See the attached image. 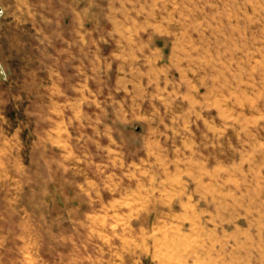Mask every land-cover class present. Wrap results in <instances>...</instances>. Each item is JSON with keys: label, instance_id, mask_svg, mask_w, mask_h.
<instances>
[{"label": "rangeland", "instance_id": "rangeland-1", "mask_svg": "<svg viewBox=\"0 0 264 264\" xmlns=\"http://www.w3.org/2000/svg\"><path fill=\"white\" fill-rule=\"evenodd\" d=\"M42 2L0 10V264H264V0Z\"/></svg>", "mask_w": 264, "mask_h": 264}, {"label": "crops", "instance_id": "crops-1", "mask_svg": "<svg viewBox=\"0 0 264 264\" xmlns=\"http://www.w3.org/2000/svg\"><path fill=\"white\" fill-rule=\"evenodd\" d=\"M47 1V0H45ZM69 4V2L67 3ZM48 5L47 2H42V0H0V7H1V13L3 12H9L10 13V19H11V23L12 24H17L18 23V27L16 32V37L18 38L19 36V28H20V24L22 23H29V24H33L37 22V7H41L44 6L46 7ZM69 6V5H68ZM67 6V7H68ZM25 10L26 15H22V11ZM12 12V14H11ZM20 13V14H17ZM1 15V14H0ZM88 16H84L81 14H74L71 15L70 18V22H71V27L77 22L81 24V27L83 28L84 24H85V20L84 18H86ZM40 19H44V21L47 19L45 16L43 17V15L39 16ZM68 30L66 31H62L60 38H61V46L59 49V53L61 55H66L67 52H69V45L71 44L70 42H68L69 39L76 37L77 39L80 38H89L88 36V32L86 35H84V33H81L80 31H77L76 33L72 30H70L69 28H67ZM110 97L112 98V95H110ZM112 101V100H109ZM110 113H112V111H110ZM118 118V117H117ZM121 130L120 128L115 127L114 131L112 132V130L110 131L112 134H114V138L113 141L115 144H117L118 146L121 145V149H123L126 152H135V157L136 160H138V165L141 166V163H146V165L148 164H152V166L150 167H154L155 164L151 163L150 160L153 161L152 157H151V151L153 152H157L159 151L160 148V142L159 140L156 138L155 133L152 132H146L145 134H147V136H145L144 132L142 133V136L140 135L138 137V134H133V135H137L136 138H131L127 141L125 140V137H123L122 133H120ZM135 131H140L141 129L138 130V128L134 129ZM150 135H153L152 137H150ZM145 136V137H144ZM119 142H118V140ZM166 180V176L164 174V176L161 175H157L154 173H149V171L147 170V174L146 175H139V177L137 179L132 180V182H138L140 181L141 183H145L147 184V188L150 189V184H160L164 183ZM158 189H163V187H157ZM122 250L125 251V254H121L119 255V257L117 259L114 260V264H134V260H133V254L131 249H128V245H125L124 248H122ZM131 253V254H128ZM132 255V256H131Z\"/></svg>", "mask_w": 264, "mask_h": 264}]
</instances>
